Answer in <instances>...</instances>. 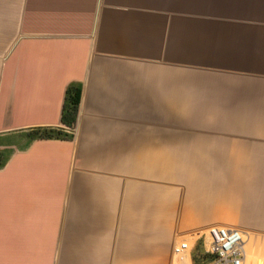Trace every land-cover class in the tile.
<instances>
[{"label": "crops", "instance_id": "crops-1", "mask_svg": "<svg viewBox=\"0 0 264 264\" xmlns=\"http://www.w3.org/2000/svg\"><path fill=\"white\" fill-rule=\"evenodd\" d=\"M213 226L264 264V0H0V264H194Z\"/></svg>", "mask_w": 264, "mask_h": 264}, {"label": "built area", "instance_id": "built-area-1", "mask_svg": "<svg viewBox=\"0 0 264 264\" xmlns=\"http://www.w3.org/2000/svg\"><path fill=\"white\" fill-rule=\"evenodd\" d=\"M203 252L207 255V264H243L245 260V242L242 231L225 227H210L198 236ZM189 249V241L180 240L173 247L177 255Z\"/></svg>", "mask_w": 264, "mask_h": 264}, {"label": "trees", "instance_id": "trees-1", "mask_svg": "<svg viewBox=\"0 0 264 264\" xmlns=\"http://www.w3.org/2000/svg\"><path fill=\"white\" fill-rule=\"evenodd\" d=\"M79 101V90L77 88H69L66 91L65 104L61 114V121L66 125H71L74 119V114ZM60 130H49L35 133L37 136L51 137L60 136Z\"/></svg>", "mask_w": 264, "mask_h": 264}, {"label": "rangeland", "instance_id": "rangeland-1", "mask_svg": "<svg viewBox=\"0 0 264 264\" xmlns=\"http://www.w3.org/2000/svg\"><path fill=\"white\" fill-rule=\"evenodd\" d=\"M201 241L199 242V245L197 247L198 253L197 257L194 258V264H207V255L203 252ZM262 256H264V250L261 252Z\"/></svg>", "mask_w": 264, "mask_h": 264}, {"label": "bare ground", "instance_id": "bare-ground-1", "mask_svg": "<svg viewBox=\"0 0 264 264\" xmlns=\"http://www.w3.org/2000/svg\"><path fill=\"white\" fill-rule=\"evenodd\" d=\"M247 238V237H246Z\"/></svg>", "mask_w": 264, "mask_h": 264}]
</instances>
